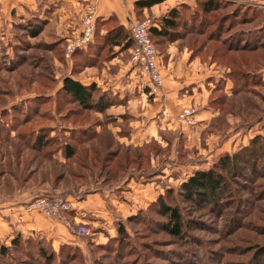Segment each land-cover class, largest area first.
<instances>
[{"label":"rangeland","instance_id":"1","mask_svg":"<svg viewBox=\"0 0 264 264\" xmlns=\"http://www.w3.org/2000/svg\"><path fill=\"white\" fill-rule=\"evenodd\" d=\"M28 2L7 3L0 11V205L46 194L70 199L76 217L77 201L101 193L109 216L91 211L86 224L72 218L86 226L83 237L64 226L51 227L54 233L26 234L15 226L1 228L0 222V243L9 248L0 264H264L259 253L264 247L263 179L230 178L218 206L195 204L181 194L197 172L264 134V0H219L213 4L218 9L209 13L195 0H171L160 8V14L175 8L180 26L154 40L166 84L174 81L168 99L152 96L150 80L131 63L130 51L105 39L120 23L115 16L101 17L95 43L68 56L84 11L74 12L73 25L62 26L60 15L54 16L55 0L47 1L48 7L37 0L34 14ZM88 3H80V9ZM44 9L52 15H40ZM157 18L151 12L138 17L152 25ZM118 57L126 64L123 72L114 63ZM187 58L195 63L192 84L185 79L191 69ZM66 77L94 84V102L102 97L113 104L131 101L128 112L154 121L144 128L151 141L139 164L125 160L128 148L113 143L106 126L127 118L117 126L118 134L129 135L132 116H118L112 108L102 113L82 109L63 93ZM117 83L127 89L122 98L114 94ZM155 104L158 111L151 108ZM189 106L198 113L195 124L185 127L177 117ZM204 112L206 119L200 120ZM67 144L75 147L71 158L65 157ZM90 151L92 162L85 158ZM132 179L141 190L136 201L128 183ZM40 188L48 191L32 192ZM160 197L180 210L185 224L180 237L166 231L168 219L156 204ZM120 225L127 237H119ZM18 234L23 238L14 247L11 240ZM42 248L47 257L54 253L53 261L40 253Z\"/></svg>","mask_w":264,"mask_h":264},{"label":"trees","instance_id":"2","mask_svg":"<svg viewBox=\"0 0 264 264\" xmlns=\"http://www.w3.org/2000/svg\"><path fill=\"white\" fill-rule=\"evenodd\" d=\"M168 0H139L135 3L136 15L140 17L144 10H149L154 6L161 5ZM198 4L201 5L202 9L205 12L216 11L218 8H214V2L219 0H195ZM178 12L175 8H172L167 14L157 18L158 24L155 22L152 25L150 33L153 43H155V37L163 38L167 37L170 31L179 29L178 24ZM100 17L97 19L96 24V34L94 38V43L97 38V26ZM117 19V18H116ZM139 20V19H136ZM117 21H119L117 19ZM142 21V20H139ZM120 22V21H119ZM108 43H111V46L121 47L123 50H129L134 46L133 39L129 30V26L119 23L116 27L108 31V34L105 36ZM93 43V44H94ZM89 45V48L91 45ZM244 51V50H242ZM77 52V51H76ZM75 52V53H76ZM131 54V52H130ZM218 59V57H216ZM95 85L87 86L83 84L78 79L73 77H66L63 82L62 91L67 97H69L74 103L78 104L82 109L85 110H96L98 112H105L111 107L120 105L121 103L113 104L109 99L105 100L103 97L98 99L96 102L93 99V90ZM105 96V95H104ZM106 97V96H105ZM127 119V118H124ZM123 119V120H124ZM127 135V134H124ZM47 143V142H46ZM145 145L137 150L130 151L129 149L125 151V160L128 162L133 161L137 163L140 162V155L145 149ZM66 158H71L74 155L75 147L67 144L65 146ZM140 153V154H139ZM131 159L130 160V157ZM106 159V165H110L111 159ZM120 162H118L119 164ZM117 164V165H118ZM124 169L121 170V172ZM110 171L108 173H111ZM251 177H257L258 179L264 180V134L256 135L251 140L247 146H244L239 152L234 153L233 155H224L220 158L219 164L215 165L207 171L197 172L193 177H191L183 186L181 194L186 198V201L195 203V204H206L218 206L220 201L225 199L227 195V185L230 180L244 179L245 182ZM111 181L115 180L113 177ZM47 196V195H46ZM159 209V213L165 216L168 220L166 223V231L171 235L180 237L184 232V220L179 209L172 208L163 197H160L159 201L156 202ZM126 236L127 231L124 226H119V237ZM23 237L18 234L11 241L14 247H17L21 242ZM9 248L4 244L0 243V256H6L9 252ZM40 253L47 257V252L42 248ZM259 253L264 256V247H262ZM52 257H47V260L53 261L54 253H51Z\"/></svg>","mask_w":264,"mask_h":264},{"label":"crops","instance_id":"3","mask_svg":"<svg viewBox=\"0 0 264 264\" xmlns=\"http://www.w3.org/2000/svg\"><path fill=\"white\" fill-rule=\"evenodd\" d=\"M47 1L49 2V0H40V3H41V5L43 4L45 7H48ZM84 1H87L90 4H92L90 1L95 2L96 7H97V11H98V16L100 18L104 17L105 20L108 19V17H110V16H115L120 21L121 24L128 26L129 20L134 21V20L138 19L137 15H136L135 3L138 2L139 0H55L56 7L54 8L53 12H55L54 16L60 15L59 25L70 26V23H72V25H73L74 22H71V21L73 19L72 16H74V12H75V14L82 13L84 11V8L87 5H89V3H88L85 5L84 8L80 9V5H81L80 3L84 2ZM169 1H171V0L166 1L161 5L154 6L153 8L150 9V11L147 9L144 10V14L147 15L148 13L151 12V13L155 14L156 17H161V16L165 15L167 13V11L163 12V14H160L159 13L160 8L163 7V5H165L166 3H169ZM13 2H14V4H13ZM22 2H23V0H0V11L1 10L3 11L9 7V6H6L7 3L9 5L13 4V6L19 7V5ZM36 2H37V0H30V2H28L27 4L25 3V6L30 8V10H29L30 14H34L33 11H36L33 9L34 3L36 5ZM66 5L69 8L68 10H66V7H65ZM38 8H39V6H38ZM51 11L52 10L47 11L46 9H44L43 11L39 10L40 15H42V14L43 15H45V14L46 15H52ZM80 32H81V27H80ZM115 60H116V62L114 61V63H118L120 70L123 72V68L126 66V64L123 62V60H120L119 57ZM187 62L189 63L188 67H190V65H191V69L185 70V72H186L185 73V79H188V82L190 84H192L193 80H194L193 79L194 75L196 73L195 72L196 69H194L195 63L193 62V60H190V58H187L185 60V63H187ZM193 64H194V68H192ZM97 78H99L98 75H97ZM173 83H174V81L167 80V84H166V77H165V84L167 85V88H164V95L166 94L167 99H168V96H170V95L172 96L174 94ZM85 85H88V84H85ZM115 88L116 89L114 91V94L120 96L121 98L123 97V94L125 93L124 91H127V89L125 90V88H121L120 83H117V86H115ZM159 106H160L159 104H155L154 106H151V108L158 111ZM111 108H112V113L119 112L118 116H122L125 113H129L132 116L130 125L133 128L129 135L128 134L127 135H121V134H118L120 127L117 126V124H120V126L123 124L124 120L122 118H118L119 123L117 122V124L116 123H110V122L107 123L106 126H107L108 130H110V132L112 133V138L114 140L113 143L125 146L130 151H134V150H137L138 148L143 147L145 145V143H148L151 141V138L145 134V132L147 130L144 128L148 125H151V124L154 125V121H152L150 118L146 119L145 117H142V116L136 117L134 114H131V112H128V111H131V109L133 110V103L131 101H130V103H126V104L121 103L120 105H116V106H113ZM167 111H171V110H167ZM205 113H207V112L200 114L201 115V116H199L200 120L206 119ZM100 129H101V127H100ZM92 155H93V152L90 151V154L87 155L88 159H87V157H85L86 160H90L92 162V160H91L93 158ZM94 160H95L94 162L98 164L97 158H95ZM128 183H129V186L132 187V189L135 191L132 194V199H134L136 201L137 193L140 192L141 190L138 188L137 184H134V179H132ZM43 185H45V187H48V186H46L47 184H43ZM37 191L38 192H46V191H48V188H42V189L40 188V189H36L32 192H37ZM42 196H46V194L42 195ZM47 196H50V195H47ZM31 199H33V198H29V197L24 198V199L21 198V200L20 199L14 200L8 204H4L2 206L0 205V220L1 219L3 220V218L5 216L10 217V220H9L10 222L8 220H3V222L0 221L1 222V228L3 227L4 229H6V228H12L11 226H13V227L15 226V228H22L23 231L26 232V234H28L29 232H31L32 234L33 233L35 234V233H38L39 230H41V232L48 234V233H54V232L50 231L51 227H52V229L57 228L59 226L63 227L62 224L55 222V221H51L38 212H30V213L25 212V210H23V206L26 202H28ZM68 200L74 206L73 202L70 199H68ZM113 202L119 204V202H117L115 200H113ZM103 204H104V200L102 198L101 193L91 194L86 199H84L82 201H77V203L75 205H76L78 212L75 215L76 217L72 216V218H75L76 220L82 222L83 224H86L85 222L87 221L86 220L87 219V213L89 214V212H91V211H93V212L97 211V212H95V215H104L105 217H108L109 213H107V214L105 213V210L103 209ZM119 206H121V205H119ZM58 229H60V228H58ZM55 234L57 237L58 233H55Z\"/></svg>","mask_w":264,"mask_h":264},{"label":"built area","instance_id":"4","mask_svg":"<svg viewBox=\"0 0 264 264\" xmlns=\"http://www.w3.org/2000/svg\"><path fill=\"white\" fill-rule=\"evenodd\" d=\"M98 17L96 5L89 4L85 7L80 19L81 32L68 47V56L76 49L87 48L94 41ZM128 26L134 42L130 51L131 63L134 66H139L143 73L148 76L150 94L154 97H161L164 94L165 77L161 70L160 55L151 38L152 22L150 19L129 20ZM197 113L198 108L196 106L185 107L178 114L177 120L182 126L191 127L195 124ZM23 210L28 213L38 212L47 219L62 224L71 235L83 237L88 234L85 225L73 223L71 216L73 205L66 198L39 196L26 202Z\"/></svg>","mask_w":264,"mask_h":264}]
</instances>
